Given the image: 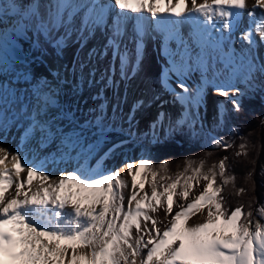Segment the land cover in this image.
Wrapping results in <instances>:
<instances>
[{
    "label": "snow or ice",
    "instance_id": "6c2138e0",
    "mask_svg": "<svg viewBox=\"0 0 264 264\" xmlns=\"http://www.w3.org/2000/svg\"><path fill=\"white\" fill-rule=\"evenodd\" d=\"M248 9L246 0H47L44 4L40 0H0V23L5 17L15 21L0 30V72H15L18 38L31 39L32 47L42 54L45 45L60 51L75 35L83 46L96 31L107 29L106 47L119 58L123 75L131 60L127 46L121 50V42L131 24L135 73L150 21L162 35L167 59L161 82L186 113L177 125L191 127L209 87L229 99L238 113L241 105L236 97L243 93L237 82L253 88L264 76V63L254 55L257 35L264 44V0H255ZM257 9L262 11L257 14ZM246 10L252 24L240 39L248 47L237 52L232 34ZM184 24L191 26L187 38L181 32ZM172 41L175 47L169 46ZM197 72L199 81L190 86L187 81ZM173 77L175 87L170 83ZM33 93L37 106L22 142L37 131L44 140L52 135L45 119L51 91L45 94L37 85ZM96 120L102 123L100 117ZM240 139L235 145L216 137L211 145L224 151L235 147L236 158H248L249 142L243 136ZM78 143L65 146L76 148ZM100 144L97 140L81 147L75 157L62 153L61 160L75 159L76 164L56 177L19 150L11 153L0 147V264H264V205L253 209L250 202L247 211L244 204L231 210L225 207L226 188L231 186L236 196L248 190L236 186L229 156L210 165L206 158L188 157L183 170L174 175H168L169 161L155 164L148 158L105 170L102 161L113 149L95 166L87 163ZM250 162L255 165L256 160ZM124 167L131 176L127 197ZM254 172V167L246 171V182ZM201 182L202 191L192 197ZM146 184L150 193L145 191ZM205 210L201 221L190 223ZM161 211L163 219L158 215Z\"/></svg>",
    "mask_w": 264,
    "mask_h": 264
},
{
    "label": "rangeland",
    "instance_id": "374dc122",
    "mask_svg": "<svg viewBox=\"0 0 264 264\" xmlns=\"http://www.w3.org/2000/svg\"><path fill=\"white\" fill-rule=\"evenodd\" d=\"M197 2L201 3L203 0H197ZM257 10L260 11L261 9ZM244 16L248 18L247 15ZM148 23L149 29L151 30V28L155 25L150 21ZM183 29L185 28L182 25L181 32L184 34L185 38H187L188 35L183 31ZM152 40H154V38ZM243 42L244 41L240 39V36L233 34L232 47L235 48L237 52H239L242 48L248 47V45L244 47ZM257 61L259 63H264V55H261L260 58L257 57ZM226 74L227 72H225V75ZM5 75L7 76V73H4V77ZM193 78L194 74L187 81L190 86L198 83L197 80L195 81ZM64 79L65 77L63 74H58L55 78L57 82H60L59 87L61 86V92L63 93L61 103L51 107V112L55 113V119L53 118L55 121L51 118L52 116L48 119L46 118L50 124V130L52 133L51 137H49L47 140H44L39 131L33 136L28 137V140L31 138V142L34 146L31 145V148L28 147L26 152H30L32 148L35 149L33 152V159H35L34 161H41L42 159L46 160V163L44 164L45 167L52 166L55 161L61 160V154L64 152H70L71 156L75 157L76 153L80 151L81 147L87 148L89 144H94L97 140H100L101 144L98 150L87 161V163L90 165L95 166L96 163L94 162L98 160L97 157L104 149H113L114 145L117 147L128 142H132V146L130 148H125L118 152L114 163L109 167V170L118 169L120 168L118 164L120 161H128V158L134 154H137L138 159L146 158L145 150H143L145 145L143 143V140H145V135L148 136V140H150L151 143L161 142L171 134V124H177V121L182 120L186 115L183 106L179 101L174 99L173 94L167 91H161L160 89L159 91L156 88V83L159 85L161 84V81L156 76V73L149 74L148 79L146 78L147 80L145 79V82L146 84L148 83V85L149 83H154L152 87L153 92L150 103H157L158 105H162V107H164H160L158 111L160 115L163 114L160 119L163 121V125L161 126V131L157 133V135H155V133H153L149 128L142 127L140 123L141 118L151 112L152 107L150 108L149 105L144 109V111L142 110V106H140L139 103H137L135 106L136 108L124 107V105L121 103L120 94H115V99L107 94H104L103 96L100 93V89L102 87L101 79L97 77L89 78L88 74L84 76L79 86L76 85L73 88H70V84H67L66 80ZM221 79H223V77H221ZM172 81L175 83V79ZM0 85L2 87L5 86L3 83H0ZM2 87L0 89H2ZM236 87H239L243 94L251 93L257 88L261 89L263 91L262 99L264 101V76L260 77L256 81V85L253 88H248L243 81L237 82ZM209 89V94L211 95V91L213 89L209 87L207 91H209ZM177 90L179 91L178 88ZM5 92L6 88L2 90V96L0 93V137L10 140L5 144V148L9 149L10 152H16L17 150L21 151L20 144L18 143V132L21 129V126L29 122L28 114H30L31 111H34L36 108V105L31 103L34 96L32 92H28L26 89L20 90L19 88L11 89L10 92L14 93V95H9ZM240 96L236 98L239 99ZM211 100L212 97L210 98L206 92L204 104L199 108L196 123L191 127L186 124L192 130L197 131L198 128H201L204 129L206 133L211 134L212 128L216 126L219 121H221L222 116L226 113L224 109H233L230 100L220 96V99H218V106L215 108L214 112L215 117L212 119L210 118L208 112ZM166 106H171L170 108L172 109L173 113L170 111L167 112L166 110H168V108ZM155 109L157 110V107ZM11 115H14L12 119H10ZM97 117H100L102 123H97ZM160 120L159 122H161ZM12 125L15 126L16 130L12 128ZM115 129H118V138L111 141L110 143H106L105 140L109 138L105 136V134ZM77 140L79 143L76 148H69L65 146L66 144H70L72 141ZM38 149L41 150L42 154L36 153ZM66 159L76 163L75 159ZM125 173L126 175H124V178L129 183V188L124 190L125 196L127 197L130 191L131 176L127 174V170ZM147 179L149 181L151 180L150 173L148 174ZM161 183L163 182L161 181ZM202 184L203 182H201V185L196 187V189H202ZM145 191L150 193V187L148 184L145 185Z\"/></svg>",
    "mask_w": 264,
    "mask_h": 264
},
{
    "label": "bare ground",
    "instance_id": "6f19581e",
    "mask_svg": "<svg viewBox=\"0 0 264 264\" xmlns=\"http://www.w3.org/2000/svg\"><path fill=\"white\" fill-rule=\"evenodd\" d=\"M41 1V0H40ZM107 2V0H105ZM249 9L251 10L254 0H246ZM44 4L43 1H41ZM190 3V0H189ZM257 14H259L262 10H256ZM244 15L248 16V11L246 10L239 24L233 31V34L241 36V33L245 31L246 28L250 27L252 21L250 20L249 16L246 18ZM7 22H10L9 19L6 17L3 19L2 23H0V30L6 29L4 27ZM79 21L77 20V24ZM12 25V24H7ZM6 26V27H7ZM185 29L184 32L189 35L191 31V26L188 24L183 25ZM155 26L151 28L148 32V35L144 37L143 40V54L142 58L139 63V67L135 71L132 72V67L135 64V43L131 39L132 31H131V24H129L128 34L122 38L121 42V50L124 49V46H127V49L130 53V60L131 62L128 64L127 68H125V74L122 75L121 71V64L118 57L113 56V49L106 47L107 45V38L109 30L105 29L103 31H96L94 35L86 40L81 46V43L77 41L76 36L73 35L69 38L68 42L65 44L64 48L60 51L55 50L54 48L45 45L43 53H38L32 47V40L29 38H18L17 39V47H20L24 53V60L17 62L13 65L15 68V72H1L0 74V83L5 84L4 87L0 85V93L2 96V90L6 88L5 93H9L12 88H19L20 90L26 89L28 92H32L34 98L31 101L32 104L37 106V98L33 93V89L40 85L43 88L45 94H48V89H50L52 94V102L46 109V116L45 119L55 117V113H52L51 107L54 105H59L62 101V89L61 86L59 87V83L55 80L58 74H63L67 84H70V88L74 86H79L82 79L86 74L91 77H97L101 79V89L100 93L104 96V94L112 96L113 99L115 94H120L121 96V103L124 107H134L137 103L142 106V110L149 105L151 108V112L148 115H145L141 118V126L149 128L155 135L161 131V126L163 125V121H161V115L158 113L159 108L162 105H158L157 103H150L151 95H152V87L154 83L146 84L145 79H148L149 74L156 73V76L159 80H162V73L167 66V60L163 59L160 56L161 53V42L163 41L162 35L155 31ZM232 34V35H233ZM154 40H152L153 38ZM257 40V45L254 48V55L257 59L264 55V44L259 42L258 35L255 37ZM155 45V46H154ZM154 46V47H153ZM243 46L246 47L247 43L243 42ZM160 48V50H159ZM261 60V59H260ZM217 67H222V65H217ZM95 69V70H93ZM103 70V71H102ZM4 73H7V76ZM195 81H199V73H193ZM27 77V79H25ZM110 78V80H109ZM150 78V77H149ZM146 79V80H147ZM175 79L174 77L170 80L172 86L175 87V83L172 81ZM2 80V81H1ZM47 87H44V86ZM156 88L161 91H166L162 82L159 85L158 83L155 84ZM211 88V87H210ZM159 90V91H160ZM177 90V89H176ZM178 91V90H177ZM180 91V90H179ZM169 92V91H167ZM207 91L208 96L212 97L209 106V115L210 118L213 119L215 117V108L218 106V99H220L221 95H218L211 91V95ZM171 93V92H169ZM172 94V93H171ZM112 99V101H113ZM3 100V99H2ZM141 101L142 104L140 103ZM225 101V100H224ZM222 102V101H221ZM154 104V105H153ZM56 107V106H55ZM144 107V108H143ZM157 107V110L155 109ZM167 107V106H166ZM171 106H168L167 112H172ZM178 107V105H177ZM164 108V107H162ZM171 109V110H170ZM147 110V109H146ZM51 112V113H50ZM177 112V111H174ZM34 113L31 111L29 116V122L25 123V125L21 126V129L18 132V143L20 144L21 153L28 158L30 162H34L37 165L45 164L46 160L42 159L41 161H34V151L35 149L32 148L30 152H26V150L31 148L32 140L31 138L28 140H24L22 142L21 137L24 135L25 131L29 127L30 124V116ZM171 114V113H170ZM173 115V114H172ZM179 115V114H178ZM46 119V120H47ZM55 119V118H54ZM53 119V120H54ZM52 120V121H53ZM159 120L161 122H159ZM55 121V120H54ZM20 124V123H19ZM21 125V124H20ZM12 128L15 129V126L12 125ZM13 131V129H12ZM38 132V131H37ZM35 132V133H37ZM34 133V134H35ZM33 134V135H34ZM32 135V136H33ZM10 140L6 138L0 137V147H5V144L8 143ZM34 146V145H33ZM109 149H104L100 152L99 156L97 157L98 160L103 157L104 153L107 152ZM14 153V152H11ZM37 154H42L41 150L36 151ZM11 157H9V164H10ZM139 159L137 158V154H134L128 158V161H120L118 164L121 167L125 166L128 162H137ZM97 162V161H96ZM94 162V163H96ZM74 161H68L67 159L64 160H57L53 163L52 166L46 167L50 175L53 177L59 176L61 170L64 171H71L72 168L75 166ZM45 167V166H44ZM126 167H124V175H126ZM24 174H22L23 176ZM36 181H34L35 185ZM11 191V190H10ZM199 191L202 189L197 188L195 191L192 192V196L198 195ZM161 219H163V212L161 211L158 214ZM206 215V211L203 213H198L190 220V223H194L197 221H201L203 216Z\"/></svg>",
    "mask_w": 264,
    "mask_h": 264
},
{
    "label": "trees",
    "instance_id": "16d2710c",
    "mask_svg": "<svg viewBox=\"0 0 264 264\" xmlns=\"http://www.w3.org/2000/svg\"><path fill=\"white\" fill-rule=\"evenodd\" d=\"M263 91L256 89L251 93H244L240 96L241 110L237 113L233 109H229L223 115L220 122L212 128V135L198 128L193 131L188 125H173L172 134L168 139L161 142L151 143L148 136L145 135L143 140L146 158L151 159L155 164H159L165 160L169 161L168 175H174L177 171H182L184 161L191 157L195 160L206 158L210 165L214 161H218L223 156L230 157L231 170L236 175V186L245 187L248 189L244 194L234 195V189L231 186L225 189V207L234 209L238 204L247 206L251 202L253 209L257 205H264V175H261V168L264 167V126L261 121L264 120V101L262 99ZM233 129L237 131L234 132ZM109 139L106 143H110L119 136L117 130L105 134ZM245 137L249 142V157L236 158L234 152L236 148L223 149L211 145L212 138L224 137L227 140H232L235 145L241 143L240 137ZM96 139V138H94ZM255 145V147H253ZM132 142H128L113 149L111 154L105 159L103 166L105 170L114 163L119 151L130 148ZM211 153L210 156H206ZM255 159V165L251 164V160ZM255 168L251 181H245L244 176L246 171ZM255 182V188L252 187V182ZM259 218V217H257ZM264 222V221H262Z\"/></svg>",
    "mask_w": 264,
    "mask_h": 264
},
{
    "label": "water",
    "instance_id": "95a60500",
    "mask_svg": "<svg viewBox=\"0 0 264 264\" xmlns=\"http://www.w3.org/2000/svg\"><path fill=\"white\" fill-rule=\"evenodd\" d=\"M18 50H19L20 55L16 56V61H22L24 59V56L19 48ZM12 55H15V53H12Z\"/></svg>",
    "mask_w": 264,
    "mask_h": 264
}]
</instances>
